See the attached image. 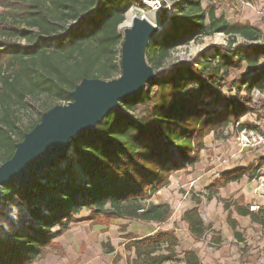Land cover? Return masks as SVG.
Listing matches in <instances>:
<instances>
[{
  "label": "trees",
  "instance_id": "trees-1",
  "mask_svg": "<svg viewBox=\"0 0 264 264\" xmlns=\"http://www.w3.org/2000/svg\"><path fill=\"white\" fill-rule=\"evenodd\" d=\"M134 2L0 0L2 163L23 135L19 132L14 138L13 107L32 94L68 104L70 92L83 78L111 80L120 75L119 27ZM175 9L167 28L152 39L145 53L147 64L155 70L154 81L122 100L120 108L110 111L94 131L74 138L67 158L44 169L29 185H2L0 264H34L50 252L61 254L56 239L82 210L100 218L94 221L99 224L112 218L164 223L171 207L155 204L151 197L168 186L173 173L198 163L204 138L234 126L249 112L258 116L264 112V100L251 97L253 88L264 93V62L260 64L264 34L250 24L216 16L214 8L202 7L201 0H179ZM220 33L228 36V45L215 46L201 63L164 64L176 48ZM243 68V74L228 81L229 71ZM247 126L233 130L237 134ZM246 172L221 173L205 198L210 200L218 188L238 181ZM194 202L198 205L200 200ZM222 202L229 211L230 204ZM233 211L252 220L258 215L264 218V210L253 214L233 204ZM12 213L19 216L14 221ZM180 221L194 241L208 229L197 207L185 211ZM227 223L234 238L242 241L230 212ZM121 238L125 264H201L191 250L183 251L178 260L179 240L173 229H157L143 237L126 233ZM210 243L214 246L219 239L211 237ZM103 246L105 253H113L109 244ZM119 258L116 255L115 261Z\"/></svg>",
  "mask_w": 264,
  "mask_h": 264
},
{
  "label": "rangeland",
  "instance_id": "rangeland-1",
  "mask_svg": "<svg viewBox=\"0 0 264 264\" xmlns=\"http://www.w3.org/2000/svg\"><path fill=\"white\" fill-rule=\"evenodd\" d=\"M159 1L161 3V7L157 9H154L150 4H144L142 0H135L134 4L130 8L135 9L136 13H138L137 10H143L144 13L149 14L150 18L153 17L152 20H154V18L156 19L155 25L157 26V32L155 38H159L161 33L167 28L168 20L176 13L175 2H178L179 0ZM146 2H148V0H146ZM201 5L203 8H214L216 16H222L230 23H247L259 29L260 32L264 34V0H201ZM2 12L3 9L0 8V16L2 15ZM119 31L122 33L123 28L119 27ZM240 40L241 39H238L239 42ZM228 43V36L221 33L215 34L210 37L198 38L191 41L185 46H181L173 50L164 64H175L178 62H192L194 64H198L202 62L203 55L208 56L214 52L213 50L215 46H227ZM263 62L264 59L260 61V64H263ZM229 72L230 77L228 78V81L230 82L243 74L244 68L241 70H233ZM118 76L119 75L114 76V78H117ZM256 77L258 78V74L256 75ZM251 97L253 101H257L260 99L264 100V94L262 96L255 97L251 92ZM55 105H66V103L60 102L53 97L45 94H32L25 99L23 104L13 107V113L11 117L12 120L14 119L16 124V127L14 129L16 135L14 138H17V134L19 132L20 134L26 133L31 124H37L39 122L41 114L43 112H46ZM252 115H254L255 118L258 119V121L264 118V112H262L259 116L256 113L249 112L242 117L240 122H242L243 124H249L251 122L250 120ZM233 127L236 128L235 124L234 126L229 125L224 129H219L216 133L217 135L213 133L207 135L204 138V148L200 151L198 163L193 167L184 169V172H179L177 174H175L176 172L173 173L169 179L168 186L159 190L151 197L152 202L156 204L168 203L171 207V214L168 218L170 220L168 221L169 225L164 226L163 229L169 228V230H172L174 229V227L175 229H177L176 233L177 236H179V245L176 248L178 260H181L183 258V251L196 248L198 249L197 252L202 250L203 252L208 251V254L205 253L204 255L206 264H264L262 261H259L260 259H264V254H260V252L254 253V257H250V259H248L249 255L245 253V250L243 249L244 247L238 246L235 249L233 248L231 243H227L224 248L216 249L210 243V239L212 237L211 232H209L208 236L205 235V237L202 239V241L199 242V244L192 242V240L189 239V234L187 233L186 228L180 222L183 210L189 209L194 206L195 199L198 198L199 200L203 201V203H205L204 198L208 193V187H210H205L208 183V180H210L214 175H217L218 178L222 173L221 167L218 166L215 168V166H217L218 163H220L222 160L227 159L229 156L237 152H242L240 153V155H243H241L239 160H243L245 163L248 162V156V159H250L245 168H239L234 171L247 169V172H249V178L247 179L249 181L253 179H255L256 182L259 181L257 176L261 174H256V170L262 165V161L258 159L261 155V151L257 149H245L239 151V148L237 147V144L235 142L236 134L233 130ZM1 164L2 161L0 160V165ZM210 171H213L214 173H208ZM203 173H205L206 175H204L202 179H197V177ZM215 180H213V182ZM207 206L209 208L210 205L207 204ZM218 211L219 206L217 207V212ZM4 212L5 211H3V213ZM212 213V217L217 216L216 213L214 214V211H212ZM206 216L205 225L209 229V227L211 226L209 218L211 217L208 215V218H206ZM10 217L11 220L14 221L15 218L19 216L15 213H12ZM123 220L124 221L121 224H114L115 229H112L114 231H112L111 237L108 236L105 241H103V236H98V238H89L87 242L90 245V249L86 253V256L91 257L94 256V253L99 254L100 251L105 252L106 248L103 245L109 244L114 249L113 252L115 253L111 262L112 264L120 262L122 257L125 258L126 253L123 251V244L125 241L121 237L126 233H131L134 235L144 232L145 224L128 219ZM152 228H156L155 225H153ZM56 242L61 246L62 253L59 254L57 252H50L43 258L37 260L34 264H84L85 261H87V259L85 258L84 250L82 252L80 251V243L72 242L70 240L63 241L59 238L56 239ZM81 242L83 245L87 243L86 241ZM209 248H211V250ZM116 255H121L122 257L120 256L119 260L115 261ZM109 258L110 257H106V259H104V256H102L100 262L103 264H107ZM91 263L99 264L97 260L92 261ZM177 264L183 263L179 262Z\"/></svg>",
  "mask_w": 264,
  "mask_h": 264
},
{
  "label": "water",
  "instance_id": "water-1",
  "mask_svg": "<svg viewBox=\"0 0 264 264\" xmlns=\"http://www.w3.org/2000/svg\"><path fill=\"white\" fill-rule=\"evenodd\" d=\"M156 32L155 24L135 17L122 32L120 75L111 80L83 78L70 92L68 104L43 112L22 135L12 156L0 165V205L2 185H29L44 169L67 158L74 138L94 131L110 111L120 108L122 100L154 81L155 70L147 64L145 53Z\"/></svg>",
  "mask_w": 264,
  "mask_h": 264
},
{
  "label": "crops",
  "instance_id": "crops-1",
  "mask_svg": "<svg viewBox=\"0 0 264 264\" xmlns=\"http://www.w3.org/2000/svg\"><path fill=\"white\" fill-rule=\"evenodd\" d=\"M251 150V149H248ZM260 156L259 160L262 161V165L257 168L256 174H261L258 177L259 181H255V179L249 181L247 178H249V172H246L244 176H242L241 179L235 182H230L226 184L224 187L218 188L217 194L213 195L210 200H207L204 198L205 203L200 200V203L198 205H194L193 207L198 208V212L204 222H205V216L209 215L211 218H209L210 221V227L207 229L205 235H209V232L212 233V237L215 239H219V243L215 244L213 247L216 249L218 248H224L227 243L233 246V248H237L238 246L244 247L245 253H247L250 257H254V253L260 252V254H264L261 252H264V224H260V222H264V218H260L258 215L255 219H251L250 216H239L233 211V204H237L239 206L249 207L250 205H255L258 207L257 212H252L253 214H258L259 210H264V193H261L259 191V188L261 187L264 190V151L260 150ZM242 152H237L231 156H229L227 159L222 160L220 163H218L216 167H221V171L224 172H232L234 170H237L239 168H245V166L248 164L249 159L247 156L248 162H244L243 160H239ZM226 156V155H225ZM185 170L177 171L175 174L179 172H184ZM213 171H210L208 173H212ZM214 173V172H213ZM206 175L205 173L199 175L197 179H202ZM217 178V175H214L210 180H208V183L205 187L211 186L213 180ZM207 182V181H206ZM200 183V182H199ZM223 199V200H222ZM226 201L230 203V209L229 211L224 210L222 201ZM154 203V202H153ZM156 204V203H155ZM160 204V203H159ZM209 204V208L207 206ZM219 206V211L217 212V207ZM189 208V209H191ZM211 208V210H210ZM189 209H184L183 213ZM212 211H214V214L216 213V217H212ZM230 212V218L231 220H234L237 223L236 232L241 234L242 241H238L233 236V230L230 228V226L227 223V216ZM182 213V215H183ZM171 214V213H170ZM170 216V215H169ZM206 216V218H208ZM182 217V216H181ZM76 222L71 223L69 225V228L67 231L59 237V239L64 240H70L72 242L80 243V251L82 252L84 250L85 252V258L87 261H85L84 264H98V263H91L92 261H98L99 264H103L100 262V259L102 256H104V259L106 257H110L108 259L107 264H112L113 257L115 253H105L101 252L99 254L94 253V256H86V253L90 249V245L87 242L89 238L94 237L98 238V236H103L104 240L108 236L111 237L112 229L114 228V224L116 223H123V219H110L109 224H99L97 222H94L95 220L98 221L100 218H95L90 215V212L87 210L80 211L76 216ZM169 218V217H168ZM167 218V220L162 224H156V223H144L145 224V230L144 232H141L139 234H134L135 236L143 237L146 235L153 234L157 229L162 230H169V228L163 229L164 226L169 225L168 221H170ZM181 222V221H180ZM155 225L156 228H152V226ZM171 225V224H170ZM172 226V225H171ZM170 226V228H171ZM173 228V227H172ZM174 232L176 237L179 239V236H177V229L174 227ZM210 233V234H211ZM204 235V237H205ZM217 236V237H215ZM203 237V238H204ZM202 238V239H203ZM189 239L192 240V242L199 244L202 239L194 241L190 236ZM81 241H86L85 245L82 244ZM101 245V243H100ZM212 247V248H213ZM211 250V248H209ZM193 252H195L200 259L201 264H206V261L204 259L205 253L208 254V251L203 252L198 251V249L193 248L189 249ZM121 256V255H120ZM122 257V256H121ZM125 258L122 257L120 262L116 264H125ZM259 261H262L264 263V259H260Z\"/></svg>",
  "mask_w": 264,
  "mask_h": 264
},
{
  "label": "built area",
  "instance_id": "built-area-1",
  "mask_svg": "<svg viewBox=\"0 0 264 264\" xmlns=\"http://www.w3.org/2000/svg\"><path fill=\"white\" fill-rule=\"evenodd\" d=\"M146 2V0H142ZM149 4L152 5L154 9L160 8L161 3L159 0H148ZM253 96H262L264 93H261L256 88L252 89ZM242 119V118H241ZM241 119L235 123V127L238 128L241 124H243ZM251 122L248 124L247 127L242 128L240 131L237 132L235 136V142L239 151L245 149H257L264 151V118L258 121L254 115L251 117ZM259 191L264 193V190L260 187ZM250 212H257L258 207L255 205H250L248 207Z\"/></svg>",
  "mask_w": 264,
  "mask_h": 264
},
{
  "label": "bare ground",
  "instance_id": "bare-ground-1",
  "mask_svg": "<svg viewBox=\"0 0 264 264\" xmlns=\"http://www.w3.org/2000/svg\"><path fill=\"white\" fill-rule=\"evenodd\" d=\"M144 4H149V2H144ZM138 13L135 12V9H130L126 14H125V18L124 21L122 22V24L120 25V27L127 28L131 25L132 20L135 17H139V18H143L147 21H150V23L154 22V24H156V19L154 18V20H152V18H150L149 14H146L143 12V10H137Z\"/></svg>",
  "mask_w": 264,
  "mask_h": 264
}]
</instances>
